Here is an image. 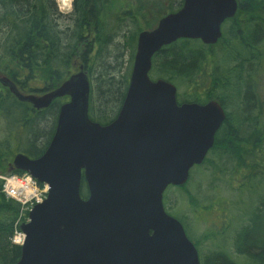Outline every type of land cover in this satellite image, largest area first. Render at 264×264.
Listing matches in <instances>:
<instances>
[{"label": "water", "instance_id": "obj_1", "mask_svg": "<svg viewBox=\"0 0 264 264\" xmlns=\"http://www.w3.org/2000/svg\"><path fill=\"white\" fill-rule=\"evenodd\" d=\"M236 10V0H183L153 29L139 32L124 99L105 125L88 116L83 66L42 94H24L0 75L3 87L36 110L68 97L45 151L37 158L17 153L10 166L48 186L21 226L27 239L14 264H200L162 198L202 163L225 114L214 100L178 104L176 87L151 80L149 71L152 56L178 39L215 44Z\"/></svg>", "mask_w": 264, "mask_h": 264}, {"label": "trees", "instance_id": "obj_2", "mask_svg": "<svg viewBox=\"0 0 264 264\" xmlns=\"http://www.w3.org/2000/svg\"><path fill=\"white\" fill-rule=\"evenodd\" d=\"M237 1L238 11L224 22L227 26L216 44L178 39L153 55L149 75L152 73L178 86L188 85L189 96L184 102L216 99L224 108L233 105L235 109L226 114L208 155L213 153L219 162L237 161V166L243 167L255 155L264 162V104L257 100L256 91L248 84L250 70L245 69L248 63L264 61V0ZM181 3L182 0H176L168 12L180 8ZM137 8L125 0H72V11L64 15L58 12L54 0H0V75L10 79L22 93L47 92L83 66L90 81L88 116L92 121L107 124L118 113L130 74V68L120 74L122 50L116 48L112 52L110 48L120 45H114L117 32L121 34L123 27L136 24L138 15L144 16L143 9ZM60 21L68 24L61 28ZM136 37L137 32L122 35L126 39L122 47L132 48L131 60ZM216 47L224 55L220 57V66L213 65L218 62L215 55L210 58L214 53L212 48ZM96 61L101 62V77L95 82L93 64ZM227 62L232 65L227 67ZM201 82L204 87L199 94ZM64 100L55 99L47 108L36 110L17 100L0 84L1 174L21 173L9 171L11 154L22 152L36 158L44 152ZM207 157L194 166L196 170L204 165ZM262 161L259 163L263 166ZM192 176L184 185L168 188H186ZM249 177L241 184L240 192L254 193L251 197L264 195L263 168L253 167ZM1 185L0 181V264H14L19 259L20 248L10 242V237L20 205L4 196ZM80 192L86 198L83 179ZM238 200L243 204V197ZM253 204L250 203L247 212L239 213L242 224L234 238L235 255L246 259L248 264H264V199L258 200L256 208H252ZM199 257L200 264H238L223 249L206 256L199 253Z\"/></svg>", "mask_w": 264, "mask_h": 264}, {"label": "rangeland", "instance_id": "obj_3", "mask_svg": "<svg viewBox=\"0 0 264 264\" xmlns=\"http://www.w3.org/2000/svg\"><path fill=\"white\" fill-rule=\"evenodd\" d=\"M54 2L57 6H60L61 11L58 9L59 13L65 15L68 14L67 12H71L72 0H54ZM126 2L133 8L138 7L143 9L142 11L144 16L141 17L138 15L136 18V24L123 27L121 34L119 31L115 35L117 38L114 45H120L119 47L112 46L110 50L112 52L116 50V48L122 50L119 59V68L122 67L119 69L121 75L125 74L129 68L131 71L134 57L133 54L131 60V46L128 45L129 47L126 46V48L122 47L126 42V39L124 40L122 38L123 33H126L127 35L129 32H137L138 34V30L147 29V26L153 28L158 19L169 11L172 6L171 4L176 2V0H125V3ZM115 7L116 9L118 8V6ZM125 9H129V7H125ZM58 24H61V28H63L64 24L68 23L60 21ZM226 26L227 24L225 25L223 23L221 27L222 31L226 28ZM134 46L136 47V42ZM212 49L214 53L211 54L212 57L210 58H214L215 55V58L218 61L214 62L213 65H219L220 57L224 56L223 52L218 47ZM263 56L264 55H262V57ZM229 64H231V62H227V67H229ZM221 65L224 67L223 64ZM93 66L96 73L94 81L96 82V80L101 77V74H99L101 62L96 61ZM204 66L207 67L208 63ZM245 69L250 70L248 84L254 92L256 91L257 100L260 99L264 104V61L261 64H257V62L248 63L245 65ZM244 72L247 73L245 70ZM120 74H118V76H120ZM150 78L152 80L161 79L154 77L152 73ZM172 84L176 87L179 102H184L183 100L189 96L190 87L186 84H181L179 86L174 82H172ZM199 87L200 89L198 92L199 94H202V87H204V84L201 82ZM216 101L219 102L218 100ZM187 103L197 102L188 101ZM224 109L230 113V111H233L235 108L233 105L229 104L228 108L226 106ZM3 135L5 134L3 133ZM0 138H3L2 134L0 135ZM14 154H11V162ZM260 160L262 161L261 157L255 155L252 158H249L248 162L245 161L243 167H238L237 161H230V163L223 161L219 162L212 153L208 155L207 161L198 170H196L195 167L190 170V175L193 176L188 182L186 188H167L164 192V209L171 216L175 217L180 222L182 221L184 224L183 226H185L184 230L187 237L191 242H194L197 245L196 247L201 255L206 256L210 254L211 251H221L223 249L230 253L232 258L236 260L238 264H248L246 259L235 255L234 238L239 231L241 223V218L240 220L238 219L240 211L243 210V213H245L250 207L251 202H254V206L258 203L260 198L264 199V195H262V193H258V197H251L249 195H254V193L250 194L247 192L243 195L240 192V187L242 186L241 184L245 182V178H250V171L253 167L257 166L259 168H263L264 170V162L262 161V166V164L259 163L261 162ZM217 161L219 163H217ZM247 167L248 170H245ZM254 191L258 192V190ZM239 194H242L241 197H243V204L240 203L241 200H238L241 198L238 196ZM256 206L257 205L252 208H256Z\"/></svg>", "mask_w": 264, "mask_h": 264}, {"label": "built area", "instance_id": "obj_4", "mask_svg": "<svg viewBox=\"0 0 264 264\" xmlns=\"http://www.w3.org/2000/svg\"><path fill=\"white\" fill-rule=\"evenodd\" d=\"M0 179L3 181V185H2L3 193L6 195V197L19 202L22 205L23 211L29 210L34 204L41 202L42 199L45 197L46 187L40 188L36 184V182L28 175H22V176L9 175L5 177H0ZM13 181L18 182V183H25L28 186L26 192L16 191L14 189V186H18V185H14ZM6 188L8 191L13 192L17 198L14 199L10 197L5 190ZM22 200H25L27 202L26 203L20 202ZM18 233H21V232L18 229H15L13 236L17 235ZM12 238H11V241H12Z\"/></svg>", "mask_w": 264, "mask_h": 264}, {"label": "clouds", "instance_id": "obj_5", "mask_svg": "<svg viewBox=\"0 0 264 264\" xmlns=\"http://www.w3.org/2000/svg\"><path fill=\"white\" fill-rule=\"evenodd\" d=\"M6 190V192H7V194L10 196V197H12V198H17L16 197V195L13 193V192H10V191H8L7 190V188L5 189ZM20 202H22V203H26L27 201H25V200H22V201H20ZM27 239V234L26 233H18L17 235H14L13 236V238H12V242L14 243V244H17V245H23L24 244V242H25V240Z\"/></svg>", "mask_w": 264, "mask_h": 264}, {"label": "bare ground", "instance_id": "obj_6", "mask_svg": "<svg viewBox=\"0 0 264 264\" xmlns=\"http://www.w3.org/2000/svg\"><path fill=\"white\" fill-rule=\"evenodd\" d=\"M13 184L14 185H18V186H14V189L16 191H19V192L20 191H25L26 192V190L28 188V186L25 183H18V182L13 181Z\"/></svg>", "mask_w": 264, "mask_h": 264}, {"label": "flooded vegetation", "instance_id": "obj_7", "mask_svg": "<svg viewBox=\"0 0 264 264\" xmlns=\"http://www.w3.org/2000/svg\"><path fill=\"white\" fill-rule=\"evenodd\" d=\"M121 104H122V103H121ZM223 109H224V108H223ZM225 110H226V109H224V112H225V119L223 120V122L226 120V114H228V111H227V110L225 111ZM223 122H222V123H223ZM216 132H217V131H216ZM215 135H216V133H215ZM214 138H215V136H214ZM44 151H45V150H44ZM38 157H39V156H38Z\"/></svg>", "mask_w": 264, "mask_h": 264}]
</instances>
